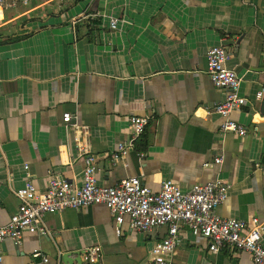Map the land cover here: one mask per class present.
<instances>
[{
  "label": "crops",
  "instance_id": "1",
  "mask_svg": "<svg viewBox=\"0 0 264 264\" xmlns=\"http://www.w3.org/2000/svg\"><path fill=\"white\" fill-rule=\"evenodd\" d=\"M110 18L118 30L109 29ZM214 46L229 52L227 67L249 99L230 116L246 128L244 137L224 132L225 119L213 111L225 99L207 72ZM257 68H264V0H33L1 11L0 227L18 210L15 192L28 181L41 191L52 176L83 182L67 113L89 127L82 139L96 157L99 185L139 177L159 192L170 179L188 192L221 179L231 189L216 213L264 223V100L254 99L264 72ZM132 116L149 119L146 132L114 161L131 137ZM44 223L47 235L3 243L4 264H88L93 248L100 249L96 264H152L150 253L168 232L130 231L126 221L118 236L103 205L49 214ZM172 263L253 261L245 252L212 254L205 238L184 228Z\"/></svg>",
  "mask_w": 264,
  "mask_h": 264
},
{
  "label": "built area",
  "instance_id": "2",
  "mask_svg": "<svg viewBox=\"0 0 264 264\" xmlns=\"http://www.w3.org/2000/svg\"><path fill=\"white\" fill-rule=\"evenodd\" d=\"M33 0H0V12L19 7L26 8ZM119 20L110 18L109 29L118 30ZM230 54L224 46H214L207 54V72L213 85L225 91V99L213 111L224 118L221 128L224 132L244 137L246 128L230 119L231 114L248 103L241 95L242 78L227 67ZM255 100H264V87L257 91ZM66 127L76 133L75 141L79 156L84 163L83 182L73 183L59 176H52L45 191L39 190L32 181L15 192L19 207L9 222L0 227V264H4L2 245L6 240L20 244L26 234L47 235L44 219L49 214L66 210H78L103 205L115 219L116 234L121 236L122 226L127 221L130 231L151 233L157 228L167 227V235L156 242L150 253L152 264H173L172 259L179 245L181 230L184 228L195 237H203L209 243L212 254L222 252H245L252 257L253 264H264V223L258 218L250 221L221 217L217 208L224 204L230 193L231 185L221 179L204 185H195L184 192L173 180H165L159 192H154L143 184L139 177L123 179L115 186L105 187L98 183L96 157L82 139L89 134V127L73 122L70 114L63 116ZM149 119L132 116L129 119L131 137L120 143L112 155L119 161L135 148L136 142L145 134ZM141 159L145 153L139 154ZM215 165L222 158L215 159ZM209 164H205L208 167ZM41 253L34 252V257ZM100 249H88L85 260L96 264ZM47 258L44 262H48Z\"/></svg>",
  "mask_w": 264,
  "mask_h": 264
},
{
  "label": "trees",
  "instance_id": "3",
  "mask_svg": "<svg viewBox=\"0 0 264 264\" xmlns=\"http://www.w3.org/2000/svg\"><path fill=\"white\" fill-rule=\"evenodd\" d=\"M100 24V20L98 19L97 21H96V25L98 26ZM21 38H16V39H14V38H9L8 40H6V41H19Z\"/></svg>",
  "mask_w": 264,
  "mask_h": 264
},
{
  "label": "water",
  "instance_id": "4",
  "mask_svg": "<svg viewBox=\"0 0 264 264\" xmlns=\"http://www.w3.org/2000/svg\"><path fill=\"white\" fill-rule=\"evenodd\" d=\"M261 4H262V1H261ZM261 8V7H260ZM255 72H264V68H257V69H254Z\"/></svg>",
  "mask_w": 264,
  "mask_h": 264
}]
</instances>
